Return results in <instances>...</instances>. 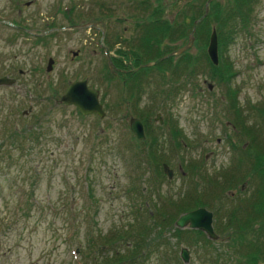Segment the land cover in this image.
<instances>
[{
	"label": "rangeland",
	"instance_id": "obj_1",
	"mask_svg": "<svg viewBox=\"0 0 264 264\" xmlns=\"http://www.w3.org/2000/svg\"><path fill=\"white\" fill-rule=\"evenodd\" d=\"M140 1L0 0V21L31 20L36 28L45 30L48 23L66 28L77 26L79 20L95 18L104 23V37L115 47L112 56L119 54L134 61L128 43L133 44L137 36L139 20L130 15L129 7ZM150 1L157 6L155 0ZM203 1L166 0L163 18L180 23L189 5L197 6ZM256 2L247 30L235 31L233 42L226 43L224 53L219 52L220 62L231 75L226 84L209 79L205 71L194 82L184 79L173 86L169 80L172 74L159 67L145 68L137 74L142 92L132 101L138 102L141 109L155 108L150 116L152 127L158 133L166 127V138L169 128L165 119L171 114L189 138V147L180 156L173 154L169 146L164 150V155L175 156L167 162L174 171L171 179L163 172V164L157 170L148 164L137 169L133 162L136 136L130 129V118L136 116V103H123L119 98L122 93L129 94L106 67L108 56L100 47L102 34L74 27L56 36L50 34L48 39L21 33L14 41L10 40L9 29L0 25V76L13 72L20 78L17 83L0 85V264H84L90 252L86 249L88 237L96 240L97 249L91 255L103 258L106 252H98V245L116 229H128L134 222V206L140 203L141 192L146 194L144 208L149 212L155 210V203L161 205L167 200L168 205L171 199L177 202L194 190L195 184H200L201 193L206 192L201 176L193 180L183 168L182 157L202 162L203 172L210 176L219 174L234 157L226 140L227 134L234 136V118L228 121L227 105L238 103L246 111L245 116L251 115L252 123L258 114L252 107L264 103V0ZM231 6L229 0H212L206 18L217 19L218 7L228 11ZM240 22L239 17L233 18V24ZM205 31L209 36L197 37L189 51L195 62L199 57L198 67L206 70L210 60L205 57V44L213 31L208 27ZM183 53L173 56L178 69ZM49 58H53V64L47 72ZM85 78L90 87L101 92L107 112L103 119L97 114L84 116L75 105L62 101L67 87ZM164 81L167 82L162 85ZM135 83L132 79L127 82ZM210 84H214L213 90H209ZM170 86L179 93L167 98L162 90ZM227 89L234 98L225 94ZM126 100L130 97L126 96ZM30 107L32 111L25 116ZM157 114L163 123L155 119ZM258 121L261 124L260 118ZM156 174L159 187L158 183L152 185ZM251 188L245 185L243 191ZM194 237L179 245L168 230L165 245L161 243L163 239L155 242L159 248L149 250L141 264H207L206 258L212 255L203 241L195 244ZM228 245L230 242L224 239L213 246L228 256ZM183 248L190 251L189 263L181 258Z\"/></svg>",
	"mask_w": 264,
	"mask_h": 264
},
{
	"label": "trees",
	"instance_id": "obj_2",
	"mask_svg": "<svg viewBox=\"0 0 264 264\" xmlns=\"http://www.w3.org/2000/svg\"><path fill=\"white\" fill-rule=\"evenodd\" d=\"M206 1L204 0L197 6L189 5L187 12L181 14L180 23H172L168 18H163L166 0H155L157 6L150 0L134 2L130 6L131 11L129 12L131 16L139 20L137 24L138 31L133 44L128 43L132 48L130 51L134 53L133 65L139 66L148 62L158 61L160 58L184 46L188 41L194 22L200 19L205 12ZM229 1L232 5L230 10L223 11L221 7H218L219 17L217 19L206 18L202 20L195 35L196 38L208 37L209 33L205 29L208 27V30L212 31L216 27L220 38L219 52L221 51L222 53H224L226 43L233 42V38L235 39V31L241 28L247 30L245 28L251 23L254 4L257 3V0ZM150 6H155V8L153 9ZM222 14L226 15L221 16ZM234 17L240 18V25L232 23ZM211 20H214L213 24L210 22ZM215 20H217L216 23ZM207 22L210 23L208 24ZM117 42L123 43L121 40ZM168 42L170 43L168 44ZM105 43L109 48L112 47L110 39L109 41L105 40ZM208 43L207 38L205 45H208ZM119 56L113 58L116 68L125 67L124 64L131 60L128 57ZM205 57L208 61L207 52H205ZM173 58L170 57L160 61L153 67H159L165 72H170L172 77L169 80L172 82V86L181 80L184 81V79L194 82V78L204 74V71L207 72L209 79L218 83L226 84V81L230 79L229 68L223 65L224 63L222 62H220L219 66H214L209 62L208 69L205 70L198 67L199 57H197L195 62V57L191 55L190 51H187L181 56L180 69H178L177 65L174 64ZM153 68H148V70ZM109 73L111 77L117 76L116 73L115 75L110 70ZM119 78L124 79L125 84H127L128 78H132L134 81L138 80L130 88L134 89L135 86L139 97L142 82L137 75L132 73L120 74ZM166 82H161V84L164 85ZM172 86L166 91L162 90L167 95V98L179 93V89L177 90ZM159 87L161 88V85ZM194 94H196L195 89ZM225 94L234 98V93L229 89H227ZM224 104L221 103L222 106ZM252 108L258 114L257 119H254L251 123L252 120H249L251 115L245 116L244 112L246 111H243L242 108L240 109L238 103H233L232 101V103L227 105L226 115L228 116V121L232 116L234 118L231 121L234 136L226 135L227 144L234 153L233 161L229 167L221 170L219 174L210 176L203 172L202 162L193 160L190 162L185 157H182L181 165L192 179L195 180L196 176L200 175L205 182V193H201L198 190L200 184H195L193 186L194 190L185 193L177 202L171 199L173 204L170 202L168 206L167 200L163 201L161 205L164 206V209L160 207L161 205L155 203V210L149 212L144 208L146 194L141 192L140 203H136L134 206L136 209L134 222L129 224L128 229H116V231L105 238L104 243L98 245V252H106V256L102 258L100 256L97 257V254L91 255L97 249L95 246L96 240L88 237L86 249L90 252L86 255L87 262L84 264H110L113 261H116L113 262L114 264H141L146 260L145 257H147L149 250L154 251L155 248H159L155 242L163 239L161 243L165 245L166 239L164 238H166L168 230L177 238L179 245L182 242H188L189 238L193 236H195V244L203 241L204 247L212 255L210 258H206L207 264H264V103H258ZM136 111L138 114L135 115L144 122L147 132L145 141H138L135 137L133 138L136 144H134V152H132L135 160H132L137 169L148 164L157 170L162 164L172 161L175 156L164 155V150H167V146L177 156H180L189 147L190 143L187 142L189 138L184 130L180 128L179 121L171 114H168L165 119L169 128V130H166L167 139V137L165 138L166 127H163L161 133H158L152 127L150 116L155 112L153 106L141 109V111L137 108ZM259 118L261 119V124L258 121ZM249 123H251V128H248ZM160 128L162 129L161 126ZM11 139H15V136H11ZM155 176L153 182L151 181L152 185L158 183L159 187L160 183L157 180L160 178L157 174ZM245 185H250L252 187L251 191L250 189L243 191ZM201 207L214 211V226L219 236L218 240L228 239V243L230 242L231 244L228 245L230 251L228 256L225 252L219 253L213 246L215 241L207 239L203 232L189 229L181 230L175 226L180 215ZM172 228H174L173 233L171 231ZM91 236L93 238L94 234L91 233ZM151 236L154 238L153 242L151 241ZM121 243L124 244L123 247L117 246V244ZM112 247L114 249H111ZM109 249L113 251L110 255ZM233 253H236V255H233Z\"/></svg>",
	"mask_w": 264,
	"mask_h": 264
},
{
	"label": "water",
	"instance_id": "obj_3",
	"mask_svg": "<svg viewBox=\"0 0 264 264\" xmlns=\"http://www.w3.org/2000/svg\"><path fill=\"white\" fill-rule=\"evenodd\" d=\"M212 0H209L207 3V7L209 3ZM208 14V8L206 11V14L204 15V18ZM199 21H197L194 24L193 31L189 37V42L186 46L178 49L177 51L173 52L172 55H179L182 54L183 52L188 51L191 46L193 45L194 42V32L197 28ZM91 27L90 25H84L78 28H89ZM208 54L211 59V61L215 64H219V51H218V35L217 31L214 30L211 39H210V45L208 48ZM53 64V60H50L48 70H51ZM153 63L146 64L145 66H151ZM144 66V65H142ZM14 80H9L8 78H1L0 79V85L6 84H12L14 83ZM210 88H213L212 85ZM99 94L100 92L96 89H90L88 87V82L87 80L83 81H77L70 85L69 89L63 96V102L66 105H76L80 112L83 115H90L93 113L98 114L100 117L104 118L106 113L103 109L102 104L100 103L99 100ZM132 132L136 135V137L139 140H143L146 137L145 130H144V125L139 120L138 118H132L131 119V124H130ZM165 170L169 174L170 177L173 175V171L169 169L168 165H165ZM214 214L209 211L206 208H200L195 211L183 214L180 216V218L176 222V226L180 229H185L187 227L191 229H197L200 231H203L206 233L210 239L216 240L218 239V235L216 234L214 230ZM182 258L183 260L188 263L190 261V253L188 249H184L182 252Z\"/></svg>",
	"mask_w": 264,
	"mask_h": 264
},
{
	"label": "flooded vegetation",
	"instance_id": "obj_4",
	"mask_svg": "<svg viewBox=\"0 0 264 264\" xmlns=\"http://www.w3.org/2000/svg\"><path fill=\"white\" fill-rule=\"evenodd\" d=\"M18 11L21 12L20 7L18 8ZM13 17H15V14L13 15ZM30 21H29V23H30L29 24L27 22H19L18 20H16L14 18V19H10L9 21H2V23L0 22V25L5 26V27H7L9 29V31H10V33H9L10 36L9 37H11L10 40H14V41H15V39L17 37L20 36L21 33L30 35V37H32V38H33V36H35L34 38L36 39L38 36L43 35L44 32H47V31H44V30H39ZM29 30H31L32 32H28ZM24 36L28 37L26 35H24ZM127 69L128 68H121V70H123V71H126ZM13 74H14L13 72H11V74L10 73L9 74L3 73L1 76H9L10 79H14L15 83H17L20 80V78H16L15 76H13ZM20 75L23 76V75H25V73L22 71V72H20Z\"/></svg>",
	"mask_w": 264,
	"mask_h": 264
}]
</instances>
